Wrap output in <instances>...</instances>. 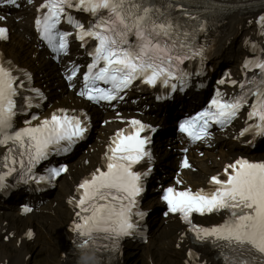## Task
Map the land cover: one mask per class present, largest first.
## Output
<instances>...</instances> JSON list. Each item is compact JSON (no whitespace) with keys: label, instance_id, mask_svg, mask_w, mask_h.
<instances>
[{"label":"snow or ice","instance_id":"1","mask_svg":"<svg viewBox=\"0 0 264 264\" xmlns=\"http://www.w3.org/2000/svg\"><path fill=\"white\" fill-rule=\"evenodd\" d=\"M0 6L19 8L20 4L18 0H0ZM72 10L91 15L94 22L86 27ZM37 12L35 30L54 58L68 55L71 47L73 32L61 31L62 22L76 30L75 39L81 47L92 42L87 53L91 63L77 94L96 105L118 107L137 82L176 93L190 86L193 75H203L206 46L198 37L207 30V21L196 15L188 13L189 21L181 22L157 7L155 0H43ZM6 20L0 16V22ZM255 23L264 37V15ZM9 38V29L0 25V41ZM248 43L255 53L258 45L251 40ZM197 60L200 72L185 67L186 62ZM243 69L241 81L219 80L221 85L238 86V93L227 96L217 89L207 107L179 123V132L193 143L211 142L214 125L226 129L247 110L239 137H264V47L245 60ZM79 73V65L67 69L70 88L76 89ZM31 81L30 72L0 56V148L4 149L0 154V190L10 186L8 179L13 176L17 184L54 185L70 170L67 163L54 161V157L71 152L90 133L92 120L85 111L62 107L43 117L33 111L47 97L31 87ZM22 113L27 118L18 127L17 117ZM117 117L128 126L115 130L102 165L78 183V195L68 201L77 209L72 231L80 238L82 250L99 241H109L115 248L121 239L143 234L140 221L147 213L139 205L145 180L152 172L149 165L154 156L149 145L157 129L141 119L125 120L119 113ZM181 167L192 168L187 155ZM208 184L207 190L194 191L178 174L173 184L161 185L160 198L167 207L164 215H179L196 239L211 242L225 253L226 264H264V161L240 157L228 163L221 175L211 176ZM31 211L24 207V212ZM224 211L229 215L221 224L203 227L193 223V214Z\"/></svg>","mask_w":264,"mask_h":264},{"label":"bare ground","instance_id":"2","mask_svg":"<svg viewBox=\"0 0 264 264\" xmlns=\"http://www.w3.org/2000/svg\"><path fill=\"white\" fill-rule=\"evenodd\" d=\"M259 5H256L254 7H262L264 6V0H258ZM248 14H252V12H249ZM252 27L250 26L249 21H247L244 16L240 13V12H235L232 13L229 18H228V23L226 24V29L224 32V35L222 37V40L220 42L218 51L216 52V54L213 56V62L216 64H221L222 62L226 61L227 63L229 62H235L238 58L237 55V51H241L242 47H241V37L243 35H247L250 33ZM235 50L236 53L231 54V51ZM17 52V54L19 53V51H15V53ZM188 105L187 103H182V102H178L176 105L174 106H168V107H162L159 110V114H158V122H160L162 125H167L169 120H171V118L173 116H175L176 114L179 113L178 111V106L179 105ZM162 112H166L168 113V117H163L162 116ZM173 135V134H172ZM164 141L163 139L159 138V143H160V149L161 150H165L166 147L164 145ZM166 156H170L171 157V163L174 162V154L171 152L166 151ZM258 155V154H256ZM81 161L80 157H77L75 159V163H79ZM161 169H165V163L161 162L160 164ZM88 168V166H87ZM85 171V169H79L75 172L74 176L80 175ZM72 175V173L70 174ZM69 179V175H65L64 177H62V181L65 182L66 186L64 188L65 193H68L71 191L72 189V184L67 181ZM12 212V219L15 220H22V218L20 216L17 215V213H15V211H11ZM164 240V237L161 235V233H157V236L155 237V241H157L158 243H161ZM54 253L57 256V259L55 261V264H66L64 258L62 257V250L59 251H54ZM21 256V254H20Z\"/></svg>","mask_w":264,"mask_h":264},{"label":"rangeland","instance_id":"3","mask_svg":"<svg viewBox=\"0 0 264 264\" xmlns=\"http://www.w3.org/2000/svg\"><path fill=\"white\" fill-rule=\"evenodd\" d=\"M35 264H40V263L37 262V263H35ZM42 264H50V263H49V262H45V263H42Z\"/></svg>","mask_w":264,"mask_h":264}]
</instances>
